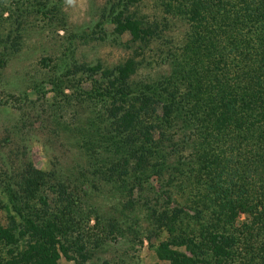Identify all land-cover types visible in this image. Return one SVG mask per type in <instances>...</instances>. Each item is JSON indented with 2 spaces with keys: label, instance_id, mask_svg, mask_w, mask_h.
Returning a JSON list of instances; mask_svg holds the SVG:
<instances>
[{
  "label": "trees",
  "instance_id": "trees-1",
  "mask_svg": "<svg viewBox=\"0 0 264 264\" xmlns=\"http://www.w3.org/2000/svg\"><path fill=\"white\" fill-rule=\"evenodd\" d=\"M152 1L150 15L144 0L100 12L99 34L130 37L121 62L62 61L16 96L4 70L65 15L0 0V109L20 111L0 140V264H134L154 240L166 264H264V0ZM31 139L64 151L38 168ZM110 246L125 252L103 259Z\"/></svg>",
  "mask_w": 264,
  "mask_h": 264
},
{
  "label": "rangeland",
  "instance_id": "rangeland-1",
  "mask_svg": "<svg viewBox=\"0 0 264 264\" xmlns=\"http://www.w3.org/2000/svg\"><path fill=\"white\" fill-rule=\"evenodd\" d=\"M54 1L61 4L62 12L65 15V23L55 25L53 29L41 22L35 28L29 30L22 51L10 61L2 75V85H5L16 96H22L26 88L29 93H33L29 91L31 90L29 89L31 85L27 87L31 80L34 77H38L40 80V76L46 75L45 73L50 71L54 66L61 65L62 61L76 59L79 62L97 63L100 61V63L105 65H114L121 62L130 53L127 47L123 46L129 40V36L125 35L120 40L115 35V32H113V28L110 27L106 29V33L104 31L106 35L99 34L102 29L98 26L101 18L100 12L105 8L109 0ZM152 7V0H144L141 9L144 14L150 15ZM44 25L46 27L43 31L40 28ZM70 49L74 51H72L74 53L73 58H70ZM45 57L52 61L49 69H45L41 63ZM60 69L58 70L60 71ZM147 73L148 70L145 71V75ZM50 90V87H46V92H50ZM7 94V91L0 90V101L2 103L8 99ZM51 96L52 94L48 93V97ZM33 99H36V97H33ZM17 108H19V105L15 101H10L9 107L4 106L0 109V140L6 136V130L13 128L16 122L20 120V111ZM36 126L38 127L39 124ZM37 127H35V130ZM33 130L34 128L30 129V131ZM27 131L24 130V133L26 134ZM43 142H45V139H43ZM37 143L33 139L29 143L36 145L31 146V155L35 165L38 168L51 167V161L47 154L52 156L53 151L46 154L44 148ZM46 144H48L47 141ZM48 146L50 147V145ZM52 147L56 148L54 145ZM66 148L68 151L63 156V162L66 164V168L71 169L79 162V159L76 149H70V145L66 146ZM59 149H53V156L62 155L64 150ZM7 152V149L3 150V153H6V155H8ZM92 203L95 205L99 204L98 206H102V209L105 210H109L111 207V203L107 204L104 199H98L97 195L89 201L88 205L91 206ZM92 224H94V221ZM153 243L155 244V240L152 243L146 241L144 245L138 246L136 251L131 254L134 260L130 262L134 261V264H166L158 260L151 247ZM112 246L109 247V252L103 254V259H108L109 261L116 260L118 256L117 249L121 250V247L116 246L113 248ZM124 250L125 248L121 250V253L125 252ZM61 264L72 263H68L63 258Z\"/></svg>",
  "mask_w": 264,
  "mask_h": 264
}]
</instances>
